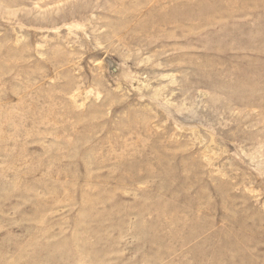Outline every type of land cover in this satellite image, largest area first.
I'll return each mask as SVG.
<instances>
[{
    "label": "rangeland",
    "instance_id": "1",
    "mask_svg": "<svg viewBox=\"0 0 264 264\" xmlns=\"http://www.w3.org/2000/svg\"><path fill=\"white\" fill-rule=\"evenodd\" d=\"M0 264H264V0H0Z\"/></svg>",
    "mask_w": 264,
    "mask_h": 264
}]
</instances>
